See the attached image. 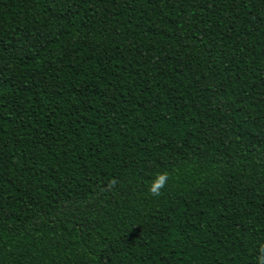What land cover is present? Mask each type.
Returning a JSON list of instances; mask_svg holds the SVG:
<instances>
[{"label":"trees","instance_id":"trees-1","mask_svg":"<svg viewBox=\"0 0 264 264\" xmlns=\"http://www.w3.org/2000/svg\"><path fill=\"white\" fill-rule=\"evenodd\" d=\"M262 249L264 0H0V264Z\"/></svg>","mask_w":264,"mask_h":264},{"label":"clouds","instance_id":"clouds-1","mask_svg":"<svg viewBox=\"0 0 264 264\" xmlns=\"http://www.w3.org/2000/svg\"><path fill=\"white\" fill-rule=\"evenodd\" d=\"M169 174L167 172L157 174L155 180L149 186V193L152 196H160L161 189L165 187L168 181ZM117 181L115 179L111 180L107 184L108 189H112L116 186ZM259 264H264V249L261 250V255L258 258Z\"/></svg>","mask_w":264,"mask_h":264}]
</instances>
